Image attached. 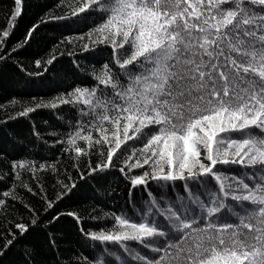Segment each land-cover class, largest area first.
<instances>
[{
	"label": "snow or ice",
	"instance_id": "obj_1",
	"mask_svg": "<svg viewBox=\"0 0 264 264\" xmlns=\"http://www.w3.org/2000/svg\"><path fill=\"white\" fill-rule=\"evenodd\" d=\"M0 13V264H264V0Z\"/></svg>",
	"mask_w": 264,
	"mask_h": 264
},
{
	"label": "trees",
	"instance_id": "obj_2",
	"mask_svg": "<svg viewBox=\"0 0 264 264\" xmlns=\"http://www.w3.org/2000/svg\"><path fill=\"white\" fill-rule=\"evenodd\" d=\"M0 19H2V13H0ZM21 85L13 84L10 78H5L3 81H0V102H3L4 97L8 96L13 90L20 91ZM27 91L31 92L33 95H43L47 90L43 88H31ZM48 116L46 113L41 112L39 116L36 117L37 122H41L44 119H47ZM117 191H119V187ZM19 259V254H10L4 258V264H16Z\"/></svg>",
	"mask_w": 264,
	"mask_h": 264
}]
</instances>
